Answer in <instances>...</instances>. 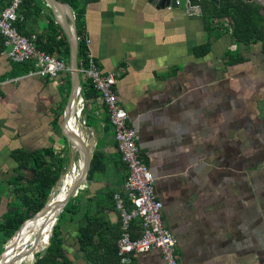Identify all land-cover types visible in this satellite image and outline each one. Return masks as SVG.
<instances>
[{"label": "crops", "instance_id": "obj_1", "mask_svg": "<svg viewBox=\"0 0 264 264\" xmlns=\"http://www.w3.org/2000/svg\"><path fill=\"white\" fill-rule=\"evenodd\" d=\"M37 1L38 10H25L21 2L17 27L34 35L36 46L69 61L63 29L45 0ZM8 2L0 0V11ZM53 25L62 32L52 33ZM81 28L99 70L119 72L113 88L137 130L139 157L154 176L161 222L176 241L179 263L264 264L261 43L236 41L227 18L209 21L200 9H169L151 0H90ZM5 50L0 36V81L16 79L0 86V222L22 194L31 198L24 188L39 150L51 147L64 159L60 177L71 159L62 115L54 123L65 107L70 72L27 75L28 63L11 61ZM81 82L90 83L83 75ZM81 113L80 129L96 165L90 169V159L85 183L61 223L65 255L73 264H94L79 246L78 231L87 226V253L98 264H163L158 250L128 253V261H120L112 193L125 183L127 168L97 92L84 97ZM19 174L22 180H16Z\"/></svg>", "mask_w": 264, "mask_h": 264}, {"label": "built area", "instance_id": "obj_2", "mask_svg": "<svg viewBox=\"0 0 264 264\" xmlns=\"http://www.w3.org/2000/svg\"><path fill=\"white\" fill-rule=\"evenodd\" d=\"M22 1L9 0L0 11V36L9 59L16 63H30L31 67L26 72L27 75L56 78L63 72L69 71L66 60L39 49L34 42V35L27 37L19 31L16 20ZM179 3V0H174V4L169 3L165 7L172 9ZM187 9L198 11L197 6ZM89 42L84 38L87 49L85 58L79 61L78 70L81 76L83 75L90 81L105 104L121 159L127 168L125 183L112 193L114 210L119 217L120 232L116 240L117 254L120 261L124 263L128 261L125 254L158 250L163 264H180L176 241L161 222L162 202L155 192L154 176L139 157L137 130L128 124L127 112L120 105L113 88L119 72L116 70L101 72L88 49ZM10 81H16V79L0 81V86ZM83 104L84 98L80 90L76 99V110L80 118ZM81 121L84 124L82 119ZM135 222L139 226V234L135 233Z\"/></svg>", "mask_w": 264, "mask_h": 264}, {"label": "trees", "instance_id": "obj_3", "mask_svg": "<svg viewBox=\"0 0 264 264\" xmlns=\"http://www.w3.org/2000/svg\"><path fill=\"white\" fill-rule=\"evenodd\" d=\"M61 1L69 4L74 13L77 35L80 37L77 47V63L79 66V61L85 58L87 49L84 43V36L81 31V26H83V17L85 14L86 4L90 0ZM22 3H26L25 10L29 8V5L30 7L36 8L37 10L41 9V6H38L39 4L37 0H23ZM22 3L20 4L18 10L21 9ZM263 7V4L258 0H220L218 3H215L211 0H203L201 3V13L209 21H212L213 18H227L231 26L232 36L236 41L242 43H253L259 41L261 43L262 50L264 51ZM53 27L56 29L54 31L51 30L52 33L56 31L59 33L62 32V30L57 25H53ZM62 36L66 41L65 35L63 34ZM37 47L41 50L51 53L49 49L43 47L42 45H37ZM66 53L67 55L69 54L68 45L66 47ZM30 67L31 64L28 63L26 72L30 69ZM66 86L67 93L65 95V100L70 88L69 77L66 79ZM95 92L97 91L93 88L91 83L81 82V94L83 98L85 97L87 99L93 96ZM65 100L63 101V104ZM62 111L63 106L61 104L59 111L56 112L57 115L54 122L56 125L59 123V117L62 115ZM39 151L38 157L33 159V165L31 166L34 170V176L32 180L29 181V185H32V187L26 186L24 188L23 186L24 192L29 189L31 198L22 194L20 200L21 202L18 201V204L15 206L11 205L9 212L3 215V220L0 222V235L2 244H4L14 234V232L25 219L26 221L31 219L32 216L44 206L47 201L48 193L51 192L63 171L64 159L59 157V154L54 153L51 147L44 148ZM95 157L96 154L94 153L91 158L90 169H93L96 165ZM19 159V161H23V158ZM22 179V174H19L16 178V180ZM70 200L66 202L67 204L63 207L56 220H51V231L47 239L48 244L44 247L43 251L34 253V260L30 264H73V262L70 261L65 255L64 236L61 230L63 212H70L74 207V205L70 204ZM78 232L80 249L86 253L84 259L86 261L93 260L94 264H98L97 261L87 253V250L92 245L91 232L87 229V226L85 228H80Z\"/></svg>", "mask_w": 264, "mask_h": 264}, {"label": "water", "instance_id": "obj_4", "mask_svg": "<svg viewBox=\"0 0 264 264\" xmlns=\"http://www.w3.org/2000/svg\"><path fill=\"white\" fill-rule=\"evenodd\" d=\"M154 4L165 7L169 5V3L174 4V0H151ZM203 0H179V5H175L174 8H190L191 6H197L198 9L201 10V3ZM215 3H218L219 0H211ZM245 1H252V0H245ZM261 3L264 4V0H258ZM47 6L53 11L56 22L61 26V28L64 31V34L67 38L68 44H69V72H70V88L69 93L67 95L65 106L70 107L72 109V114L74 117H76L77 126L80 128L82 124L81 118L77 114L76 110V99L77 96L81 90V78L80 73L78 70V63H77V47H78V35H77V27H76V21L74 17V13L72 11V8L69 4L66 2H63L61 0H45ZM77 114V116H76ZM66 111L65 109L62 112V118H61V132L62 135L65 137V139L69 142H73L79 149L81 155L83 156V167L81 170L80 177L78 178L76 184L73 186L72 189L67 193V195L60 200L61 203L55 204V208H60L58 214L61 212L63 207L67 204L66 202L73 196L77 194L79 189H81L85 183L86 176L89 170L90 165V159H91V152L89 148H86L84 146V142L81 140V136L77 132L73 133H66ZM62 177L59 178V180ZM50 195V194H49ZM51 199L47 200V202L44 204V206L36 212L32 217L36 218L39 217L41 214H45L49 211V205ZM57 214V215H58ZM57 215L54 217L53 221L56 220ZM26 219L20 224L18 229L14 232V234L3 244V248L0 251V264H12L13 261H15L17 258H14L12 260L4 259V253L6 252L7 245L10 243V241L19 235L24 222ZM52 221V222H53ZM36 246L31 245L28 250L29 252L33 253ZM38 251V250H37ZM36 253V252H35Z\"/></svg>", "mask_w": 264, "mask_h": 264}, {"label": "bare ground", "instance_id": "obj_5", "mask_svg": "<svg viewBox=\"0 0 264 264\" xmlns=\"http://www.w3.org/2000/svg\"><path fill=\"white\" fill-rule=\"evenodd\" d=\"M64 109L66 111V133L69 134L70 132L73 133L78 130V133H80L81 136V140L84 142V146L88 148L87 132L83 130V128H78L76 117H74V115L72 114V109L67 106H65ZM69 149L71 151L69 167L66 172L62 175V178L60 179L55 191L49 197V199H51V203L48 207L49 211L45 214H41L39 217H32L31 219L26 221L23 224L19 235L13 238L7 245V249L4 253V256L6 253H8L7 259L12 260L14 258H17L15 261L12 262V264H21L22 259L26 260L30 258L31 260L33 258L34 253L40 248H42L44 244H47V239L51 231V220L54 219L60 209L55 208V204L61 203V197L67 194L70 189L73 188L75 181L79 178V174H81V170L84 165L83 156L81 155L78 147L73 142H69ZM26 224L27 226L25 227ZM31 230H34V233L32 235L33 239L31 241V244H29L28 246V242H24V240H26L25 235L29 231L31 232ZM19 245H22V247H20L16 251ZM31 245L36 246L33 253L29 252L30 250H28Z\"/></svg>", "mask_w": 264, "mask_h": 264}, {"label": "rangeland", "instance_id": "obj_6", "mask_svg": "<svg viewBox=\"0 0 264 264\" xmlns=\"http://www.w3.org/2000/svg\"><path fill=\"white\" fill-rule=\"evenodd\" d=\"M65 154H66V152H65ZM74 199H72L71 201H70V204H72V201H73ZM67 215H68V213H67V211H64L63 212V214H62V221L63 220H65L66 219V217H67ZM33 233H34V230H31V232L29 231L26 235H25V237H26V240H24V242H28V246H29V244H31V241H32V235H33ZM47 244H44V246L42 247V248H40L38 251H36V252H41V251H43V249H44V247L46 246ZM20 247H22V245H19V247H17V249H16V251L20 248ZM2 248H3V244H2V240H1V235H0V251L2 250ZM15 251V252H16ZM7 254L8 253H6L5 254V256H4V259H6L7 258ZM22 259V258H21ZM30 258H28V259H22L21 261H22V263L21 264H30L33 260H34V255H33V259L32 260H30Z\"/></svg>", "mask_w": 264, "mask_h": 264}]
</instances>
